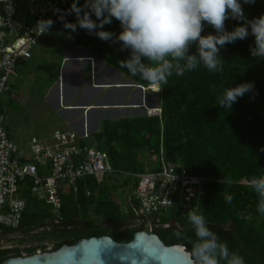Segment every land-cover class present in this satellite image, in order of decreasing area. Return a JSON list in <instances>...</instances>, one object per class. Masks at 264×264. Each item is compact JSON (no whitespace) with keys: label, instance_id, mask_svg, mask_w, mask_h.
I'll return each instance as SVG.
<instances>
[{"label":"trees","instance_id":"1","mask_svg":"<svg viewBox=\"0 0 264 264\" xmlns=\"http://www.w3.org/2000/svg\"><path fill=\"white\" fill-rule=\"evenodd\" d=\"M243 8L248 19L258 18L264 15V0L245 4ZM92 19L96 17L93 15ZM66 20L77 22L75 14L67 15ZM241 23L229 19L225 22L226 29L232 31ZM53 26L66 29L59 18ZM106 30L118 36L122 28L113 19ZM209 33L215 34V30L205 25L202 35ZM114 40L115 36L103 45H85L137 86L157 91L155 86L132 77L127 69L120 67L130 51H121V44ZM75 41L81 42V39ZM252 47H255V38L250 35L246 40L222 48L225 61L221 73H210L201 66L184 77L169 78L168 85L161 86L159 93L161 118L145 116L106 121L89 142L107 154L111 167L121 173L144 174L147 161L159 160L164 152L167 161L179 163L189 174L207 179L206 197L199 213L227 241L231 250L245 258L246 264H264V217L257 210L258 197L249 187L253 178L264 176V60L252 57ZM191 51L196 52L195 46ZM248 82L254 83L253 91L239 99L230 112L217 106V96L223 90ZM224 178L231 183H221ZM79 186V194L70 189L62 196L63 220L58 223L50 208L32 197L27 189L23 196L27 211L21 227L14 233L31 236L41 243L52 240L54 247L51 251L47 246L30 248L25 250L26 254L20 249L0 250V264L24 255L33 256L39 250L56 252L85 239L110 237L117 243L129 244L141 232L158 236L168 247H185L191 254V241L196 237L187 222V214L161 218L151 231L138 226V208L132 206L123 211L99 178L82 181ZM87 192L92 196L88 197ZM229 197H232L231 203ZM96 217L103 221H97ZM177 231L181 236L176 235Z\"/></svg>","mask_w":264,"mask_h":264},{"label":"built area","instance_id":"2","mask_svg":"<svg viewBox=\"0 0 264 264\" xmlns=\"http://www.w3.org/2000/svg\"><path fill=\"white\" fill-rule=\"evenodd\" d=\"M71 3L72 0H0V250L10 249L9 237L23 223L27 189L37 201L51 208L58 223L63 220L62 196L70 189L79 194L80 182L109 175L126 176L136 182L131 198L138 208V226L151 231L167 212L183 216L194 207L199 212L206 197L208 180L189 174L179 163L167 161L164 152L159 160L148 161L146 173L128 174L115 171L108 155L95 145L84 144L75 131L56 130L48 138H33L29 153L14 143L6 127L3 99L18 77L20 62L32 58L34 48L45 35H40L37 22L49 18L55 21L59 18L55 10L66 12ZM147 113L148 117H162L161 108H149ZM87 196L92 194L87 192Z\"/></svg>","mask_w":264,"mask_h":264},{"label":"clouds","instance_id":"3","mask_svg":"<svg viewBox=\"0 0 264 264\" xmlns=\"http://www.w3.org/2000/svg\"><path fill=\"white\" fill-rule=\"evenodd\" d=\"M255 3L256 0H84L81 5L80 0H73L66 12L55 11L71 32L82 28L106 42L113 41L115 36L114 42L121 44L120 50L130 51L120 67L161 91L169 78L184 77L201 66L213 74L223 72L225 60L221 49L250 35L255 38V47L250 49L252 57L264 60V15L248 19L243 8L245 4ZM73 14L77 22H67L66 16ZM113 19L122 28L118 36L103 30ZM229 19L242 23L228 31L225 22ZM53 24L49 18L41 19L36 26L40 35H44ZM205 25L211 26L215 34L202 35ZM193 46L195 53L191 51ZM254 87V83L248 82L223 90L217 96V106L230 112ZM221 183L231 181L224 178ZM249 187L257 195V210L264 217V176L253 178ZM231 200L229 197L228 202ZM187 222L196 237L191 241L193 264H246L245 258L229 248L196 207L188 211ZM176 235L181 236V232L177 231ZM97 259L98 264H103L99 256Z\"/></svg>","mask_w":264,"mask_h":264},{"label":"crops","instance_id":"4","mask_svg":"<svg viewBox=\"0 0 264 264\" xmlns=\"http://www.w3.org/2000/svg\"><path fill=\"white\" fill-rule=\"evenodd\" d=\"M46 35L34 48L32 58L19 64L18 76L25 68L27 78L35 80L43 58L50 56L48 48L54 46ZM87 43L72 39L62 50L61 60L57 56L50 58L60 69L59 83L47 93L48 104L58 120L35 138H48L56 130H69L77 132L83 142H87L102 130L106 121L145 117L147 109L160 108L159 94L149 89L145 91L96 57ZM17 87L13 81L12 92Z\"/></svg>","mask_w":264,"mask_h":264},{"label":"rangeland","instance_id":"5","mask_svg":"<svg viewBox=\"0 0 264 264\" xmlns=\"http://www.w3.org/2000/svg\"><path fill=\"white\" fill-rule=\"evenodd\" d=\"M106 28L107 25H105L103 30L107 31ZM99 30L97 29V31ZM46 34L54 46L48 48L50 56L47 55L49 57L43 58L35 80L28 79L25 75V68H23L19 76L13 80L15 84H18L17 89L15 88L11 94L6 95L3 99L6 127L12 135L14 143L25 153L30 152L29 144L32 139L40 137L45 128H52L58 120L57 115L54 114L48 104L49 95L47 93L59 83L60 69L59 64L54 63L50 58L57 56L61 60L62 57L60 55L62 54V50L72 39H81L83 43L88 42L91 46L103 45L105 43V41L99 39L95 34L89 35L85 29L71 32L68 29H59L52 26L49 33ZM160 101L159 95L158 106H160ZM87 145L91 146L89 141H87ZM141 159L144 160V156ZM150 160L152 161L153 159ZM99 180L102 182L103 188L108 193H111L112 199L121 205L123 211L132 209L134 203L131 198V192L136 185L135 180H130L128 177L121 175L99 177ZM174 216L177 215L167 212L162 218ZM95 219L99 222L103 221V219L97 217ZM7 246L10 249H20L26 254V249H40L42 246H47L48 250L51 251L54 247V242L48 240L41 243L31 236L25 237L21 233H13L8 239Z\"/></svg>","mask_w":264,"mask_h":264},{"label":"water","instance_id":"6","mask_svg":"<svg viewBox=\"0 0 264 264\" xmlns=\"http://www.w3.org/2000/svg\"><path fill=\"white\" fill-rule=\"evenodd\" d=\"M193 264L185 247L166 246L153 234L141 232L129 244H120L110 237L79 241L59 251L12 258L3 264Z\"/></svg>","mask_w":264,"mask_h":264},{"label":"bare ground","instance_id":"7","mask_svg":"<svg viewBox=\"0 0 264 264\" xmlns=\"http://www.w3.org/2000/svg\"><path fill=\"white\" fill-rule=\"evenodd\" d=\"M151 89H152V88H151ZM151 89H150V90H151ZM151 91H152V92H155L154 90H151ZM158 92H159V91H158ZM158 92H155V93H158Z\"/></svg>","mask_w":264,"mask_h":264}]
</instances>
